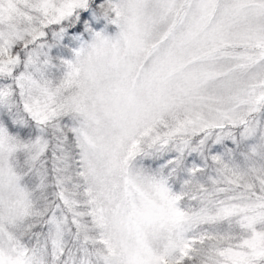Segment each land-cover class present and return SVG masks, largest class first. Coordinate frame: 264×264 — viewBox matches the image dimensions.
I'll return each instance as SVG.
<instances>
[{
  "label": "snow or ice",
  "instance_id": "1",
  "mask_svg": "<svg viewBox=\"0 0 264 264\" xmlns=\"http://www.w3.org/2000/svg\"><path fill=\"white\" fill-rule=\"evenodd\" d=\"M0 264H264V0H0Z\"/></svg>",
  "mask_w": 264,
  "mask_h": 264
}]
</instances>
